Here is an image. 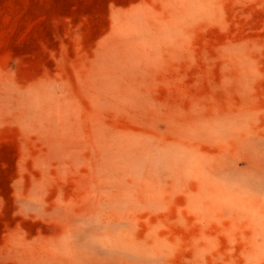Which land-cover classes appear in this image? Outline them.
Masks as SVG:
<instances>
[{
    "label": "rangeland",
    "instance_id": "obj_1",
    "mask_svg": "<svg viewBox=\"0 0 264 264\" xmlns=\"http://www.w3.org/2000/svg\"><path fill=\"white\" fill-rule=\"evenodd\" d=\"M0 264H264V0H0Z\"/></svg>",
    "mask_w": 264,
    "mask_h": 264
}]
</instances>
